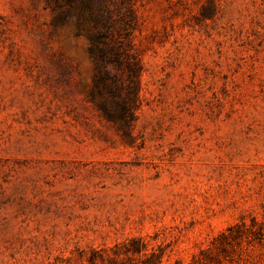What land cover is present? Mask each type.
Masks as SVG:
<instances>
[{
	"label": "rangeland",
	"instance_id": "rangeland-1",
	"mask_svg": "<svg viewBox=\"0 0 264 264\" xmlns=\"http://www.w3.org/2000/svg\"><path fill=\"white\" fill-rule=\"evenodd\" d=\"M93 18L142 66L130 137ZM145 261L264 264V0H0V264Z\"/></svg>",
	"mask_w": 264,
	"mask_h": 264
},
{
	"label": "trees",
	"instance_id": "trees-1",
	"mask_svg": "<svg viewBox=\"0 0 264 264\" xmlns=\"http://www.w3.org/2000/svg\"><path fill=\"white\" fill-rule=\"evenodd\" d=\"M93 19V30L89 34V49L95 56L96 68L92 83L96 95L93 103L99 115L121 125L130 137L138 105L142 66L136 53L130 50L129 42L117 40L112 18ZM137 242L138 239L131 240L132 252L141 251Z\"/></svg>",
	"mask_w": 264,
	"mask_h": 264
}]
</instances>
